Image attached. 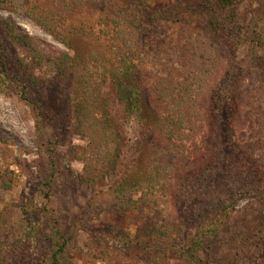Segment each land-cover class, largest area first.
<instances>
[{
	"label": "rangeland",
	"instance_id": "rangeland-1",
	"mask_svg": "<svg viewBox=\"0 0 264 264\" xmlns=\"http://www.w3.org/2000/svg\"><path fill=\"white\" fill-rule=\"evenodd\" d=\"M53 1L31 0V3L51 12L58 31L77 30L72 38L81 56L96 52L97 61L90 64L89 76L93 87L107 102L96 96L98 103H103L101 110H107L108 115L113 113L117 119H124L122 105L111 93L110 86H103V78L113 66H122L121 59H130L132 55L144 79L142 100L150 113L157 114L163 113L165 105L155 106L160 103L155 99L154 87L161 83L164 86L181 83L185 78L187 82L195 81L196 74H201L204 62L212 54L205 66L211 78H207L199 98L197 111L201 118H194L199 121L195 127L202 126L207 135L208 121H215L214 118L223 116L222 121L241 122L242 129L235 139L238 138L239 146L246 150L252 162L255 182L235 173L244 159L232 151L228 153L223 138L204 140L203 147L199 134L196 141H201L204 155H210L207 161H211L213 169L202 178L190 177L184 170L179 177L171 174L170 185L147 198L145 210L122 215L107 192L108 182L93 186L81 180L82 177L98 178L110 159H115L119 144L107 136L103 140L85 139L86 130L76 127L69 80L61 88L58 82L52 81L50 73L40 72L41 78L52 83L41 89L27 88L26 98L21 97L17 87L22 75L14 57L24 53L17 48L7 50L0 53V62L14 87L8 95L0 94V245L7 243L6 248L0 249V264H51L56 230L66 240L59 264H119L120 261V264H133L146 252L137 244V239L145 236V220L149 216L161 218L160 215L171 222L175 219L172 225L179 231L175 230L172 238L179 233L188 239L198 231L201 233L203 225L205 228L216 222L217 232L210 234L199 249V253L202 250L213 253V264H264V257L259 255L264 246V51L257 40L260 22L258 29L254 28L263 7L251 0L240 3L228 19L230 25H235V31L214 33L215 29L208 30L209 24L196 23L191 10L181 5L182 0H149L151 10L142 20L146 41L141 43L123 32L124 42L117 29L103 23L101 9L111 0L94 5L76 0L68 8ZM201 1L204 0H198ZM113 2L120 7L119 1ZM65 9L73 10L74 14H66ZM24 11L23 0H0V20L12 24L18 35L31 40L50 56L71 54ZM198 40H204L203 48ZM206 46L210 50L205 58L201 54ZM227 79L231 84L239 82L240 90L233 94L230 106L225 107L214 90ZM194 83L196 88L197 82ZM31 102L35 103L38 113ZM230 108L232 112H228ZM147 133L127 131L121 141L123 166L118 169L119 173L137 174L145 166L148 171L167 170L171 157L153 150L154 138L158 136L156 130L152 128L150 135ZM59 134L63 137L57 146L54 141ZM166 144L159 138L160 148ZM186 145L189 147L188 142ZM150 156L154 158L150 160ZM227 157L230 163H226ZM241 183L249 188L247 195L242 194ZM140 196L141 192H137L133 198L137 200ZM31 226L32 237L21 241L24 231ZM176 243L178 246L169 255L168 264H188L181 250L183 243ZM190 245L191 242H186L189 249ZM119 254H122L120 258Z\"/></svg>",
	"mask_w": 264,
	"mask_h": 264
},
{
	"label": "trees",
	"instance_id": "trees-1",
	"mask_svg": "<svg viewBox=\"0 0 264 264\" xmlns=\"http://www.w3.org/2000/svg\"><path fill=\"white\" fill-rule=\"evenodd\" d=\"M12 1L10 0V2ZM32 1L35 2L37 0ZM73 1L76 0H54L53 4H61L64 8H68ZM101 1L106 3L108 0H86L90 5H94L96 2L101 4ZM117 1L120 2V7L116 6L113 0H111L106 8L101 9V12L104 14L101 20L104 24L117 29V34L120 35L124 42H126V39H123V32L130 38H138L141 40V43H145V24L142 20L147 17V14L151 10L149 0ZM175 1L178 2L180 0ZM206 1L208 4H206ZM244 1L246 0H204L201 2H198V0H182L183 3L181 5L185 6L188 11L191 10L197 24H200V22L209 24L210 28L208 30L215 29L213 31L214 33L223 31L232 34L235 31V25H230L228 19H230L233 13H236V7ZM251 1L263 7V10L261 9V12L258 13L261 17L258 19V22L254 23V28L255 30L258 29L260 22L261 27H259L260 32L257 40L260 43L259 47L264 51V0ZM205 5H207L206 9ZM209 6H212V9ZM23 7L25 8V15L32 22L47 32L56 41L63 44L71 51V54L61 53L59 56H50L40 51L31 40L18 35L16 28L12 24L0 20V53L7 50H15L16 48L22 50L24 53L23 55L18 54L14 57L16 66L22 75V79L18 84L20 87H17V89H20L19 94L25 99L27 88L41 89L48 84L50 85L52 81L58 82L61 88H63L62 84L65 81H71L70 87L73 88L72 93L74 97L71 108L77 119L76 127L78 129H85L88 134L85 139L98 137L100 140H103L107 136L112 139L113 143L116 145L119 144L115 149V159H110L107 168L99 174L98 178L84 179L82 177L81 180L93 186L108 182L107 192H110L114 206L118 208L122 215L139 209L145 210L148 206L146 204L147 198L154 196L160 188L170 185L173 179L171 178V174L179 177L182 175V172L188 171L190 177L202 178L205 173L208 174L213 169L211 161H207L210 155L205 156V151L200 147L201 141L198 143L196 141V135L199 134L202 138L203 147L204 143L209 142L211 138H223L229 148L228 153L232 151L244 159V162L239 164L237 171L235 168L233 172L236 171L235 173L237 175L249 182H255V179L252 178L255 175L253 166L251 165L252 162L245 153L246 150H242L239 146L238 138L235 139L242 129L240 127L241 122L222 121L223 116L219 119L214 118L215 121H208V128L210 130L207 134L208 136L203 131L202 126L195 127L199 122L196 119L201 118V114L197 111L199 98H201L202 92L206 87L207 78H211V73H208L205 66L206 61L211 60L212 54L208 55L204 62L203 69L200 71L201 74H196L197 78L195 81L187 82V78H185L181 83L173 82L168 86H164L161 83L160 86L154 87L155 99L160 103L155 106L161 108L160 106L162 104L165 105L163 113L157 114L150 113L148 107L142 100L141 92L144 88V79L139 75V66L134 64L132 55L129 57L130 59H126L125 57L121 59L122 66H113L109 70L108 76L103 78V86L108 84L111 93L117 97L119 103L122 105L124 119H117L113 113L108 115L107 110H101L103 103H98V97L102 102H107L104 101L99 90L93 87L91 77L89 76L90 64L97 61L96 52L89 51L87 55L81 56L72 38V36L77 34L76 29L67 28L64 31H58L55 19H53L54 16L51 12L44 11L41 7L33 5L31 0H23ZM65 12L68 15L74 14V11L69 9H65ZM203 42L204 40L197 41L201 45V48H203ZM4 48L5 50H3ZM209 50L210 46H206L201 55L206 58ZM40 72L50 73L53 80L49 81V79L41 78L39 75ZM194 82H197L196 88H193ZM238 83L231 84L227 79L225 83L215 87L214 92L217 94L222 106L225 105L227 107L226 105H229L233 94L239 92L240 84ZM13 87L12 79L8 77L4 64L0 62V94L8 95ZM174 95L178 98H173ZM168 96H171L169 102L166 101ZM26 100L29 101V99ZM29 104L38 113L35 103L31 102ZM155 104L157 103L155 102ZM229 110L228 112H232L233 109L230 108ZM98 114L100 117L97 116ZM211 114H214L213 109L211 110ZM152 128L156 130L157 137L167 143L160 148L158 145L159 138L154 136L153 150L160 151L164 153V156L171 157V163H167V170L159 171L152 169L148 171L145 166L143 171L137 174H134V171H123L119 173L118 169H122L123 166L120 161V154L123 150L121 141H123V137H125L127 131L143 130L145 134L148 132L147 135H150L149 133ZM62 137L59 134L58 139L54 141L55 145H59ZM204 140L206 141L204 142ZM187 142L189 143V147L186 145ZM189 156L193 157V159H189ZM149 158L152 160L151 158L154 157L150 156ZM179 158L181 159L180 161ZM225 160L226 163H230L229 157L225 158ZM185 167H188V169ZM188 182H191L189 178ZM239 187L244 189L242 194H248V187L245 184L241 183ZM234 188L239 190L237 186ZM137 192H141V196L137 200H134L133 196ZM160 217L149 216L145 220L143 228L146 237H139L137 244L142 246L146 252L133 264H168L169 255L178 246L176 242L183 243L181 250L188 264H213V253H204V250H202L203 253L202 251L199 253V249L210 234L217 232L218 226H216V222L210 223L205 228L203 225L201 227V229L203 228L201 233L198 231L199 233L197 232L195 236H189L188 239L181 237L179 233L172 238L175 230L179 231L178 227L176 228L172 225L175 219L171 222L167 218V220L164 219L161 215ZM179 220L182 221V215L180 214ZM200 224L202 223L200 222ZM146 229L147 232H145ZM32 230L33 228L31 226L24 231L23 240L21 241L30 240L33 235ZM53 233L54 237L52 240L55 245V251L52 253L50 260L52 262L51 264H59V261L62 260L65 253L66 240L60 235L59 231L56 230ZM262 241L264 245V239ZM186 242L192 243L190 249L186 246ZM6 246L7 243H3L0 245V249L2 250ZM259 255L264 257V246L261 248ZM118 256L120 258L122 254Z\"/></svg>",
	"mask_w": 264,
	"mask_h": 264
}]
</instances>
